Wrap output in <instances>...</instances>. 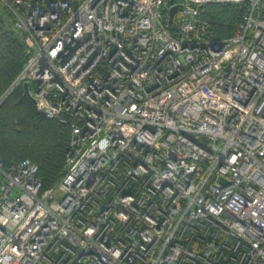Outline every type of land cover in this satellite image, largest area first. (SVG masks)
<instances>
[{
  "label": "built area",
  "instance_id": "obj_1",
  "mask_svg": "<svg viewBox=\"0 0 264 264\" xmlns=\"http://www.w3.org/2000/svg\"><path fill=\"white\" fill-rule=\"evenodd\" d=\"M207 3L244 9L230 36L206 35ZM7 15L27 59L0 102L33 85L70 136L50 188L0 160V264H264V0H0Z\"/></svg>",
  "mask_w": 264,
  "mask_h": 264
},
{
  "label": "trees",
  "instance_id": "obj_2",
  "mask_svg": "<svg viewBox=\"0 0 264 264\" xmlns=\"http://www.w3.org/2000/svg\"><path fill=\"white\" fill-rule=\"evenodd\" d=\"M244 15L232 3H207L201 20L206 35L227 37ZM24 34L7 15L0 18V96L23 69L27 59ZM69 126L41 113L22 85L13 87L0 102V160L4 167L23 159L37 165L42 188L54 186L65 172Z\"/></svg>",
  "mask_w": 264,
  "mask_h": 264
},
{
  "label": "water",
  "instance_id": "obj_3",
  "mask_svg": "<svg viewBox=\"0 0 264 264\" xmlns=\"http://www.w3.org/2000/svg\"><path fill=\"white\" fill-rule=\"evenodd\" d=\"M176 11V7L173 6L170 10V17H169V22H171L172 17L174 12ZM23 90H24V95L27 96L33 103H35L34 97L31 95L30 90H29V85L28 83H23Z\"/></svg>",
  "mask_w": 264,
  "mask_h": 264
},
{
  "label": "rangeland",
  "instance_id": "obj_4",
  "mask_svg": "<svg viewBox=\"0 0 264 264\" xmlns=\"http://www.w3.org/2000/svg\"><path fill=\"white\" fill-rule=\"evenodd\" d=\"M29 88H30V91L33 92V85H30Z\"/></svg>",
  "mask_w": 264,
  "mask_h": 264
}]
</instances>
